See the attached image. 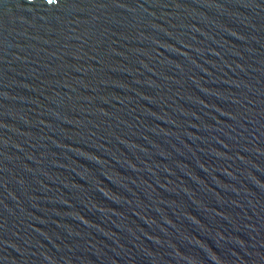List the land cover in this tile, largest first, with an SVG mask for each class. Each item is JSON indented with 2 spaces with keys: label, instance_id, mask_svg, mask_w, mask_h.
<instances>
[{
  "label": "water",
  "instance_id": "obj_1",
  "mask_svg": "<svg viewBox=\"0 0 264 264\" xmlns=\"http://www.w3.org/2000/svg\"><path fill=\"white\" fill-rule=\"evenodd\" d=\"M0 264H264V0H0Z\"/></svg>",
  "mask_w": 264,
  "mask_h": 264
},
{
  "label": "snow or ice",
  "instance_id": "obj_2",
  "mask_svg": "<svg viewBox=\"0 0 264 264\" xmlns=\"http://www.w3.org/2000/svg\"><path fill=\"white\" fill-rule=\"evenodd\" d=\"M47 2H48V3H53V2H54V0H47Z\"/></svg>",
  "mask_w": 264,
  "mask_h": 264
}]
</instances>
